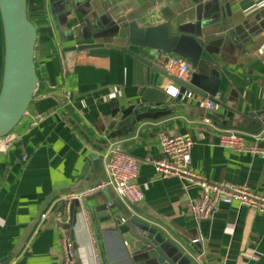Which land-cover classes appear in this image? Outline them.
Masks as SVG:
<instances>
[{
	"label": "crops",
	"instance_id": "0c3cea01",
	"mask_svg": "<svg viewBox=\"0 0 264 264\" xmlns=\"http://www.w3.org/2000/svg\"><path fill=\"white\" fill-rule=\"evenodd\" d=\"M113 1L108 9L103 0H28L29 18L39 28L41 86L11 144L4 145L7 137L0 147V263L63 264L64 231L54 213L67 196L104 181L101 154L116 142L140 164L136 183L144 200L130 206L109 190L102 199L72 206L74 226L65 230L79 264H96L93 239L102 243L103 263L157 264L151 250L136 246L130 221L163 235L191 264H264V215L233 203L197 223L191 205L200 190L160 179L153 164L164 160L160 133L189 134L194 173L264 196V157L219 146L222 132L236 131L248 147L264 148V127L240 117L264 109V0ZM198 7L204 57L221 71L218 100L226 109L211 111L198 96L184 102L170 97L168 87L184 89L143 62H155L149 50L130 48L137 58L104 47L122 46L116 23L135 18L152 27L178 16L194 27ZM4 56L0 18V85ZM103 200L118 203L108 222L98 217Z\"/></svg>",
	"mask_w": 264,
	"mask_h": 264
},
{
	"label": "water",
	"instance_id": "95a60500",
	"mask_svg": "<svg viewBox=\"0 0 264 264\" xmlns=\"http://www.w3.org/2000/svg\"><path fill=\"white\" fill-rule=\"evenodd\" d=\"M104 7L111 9L115 5L113 0H103ZM201 9H197V24H181L180 18L172 17L168 21L152 27L140 26L135 18L122 24H115L116 36L122 40V46H104L107 49L117 48L123 53L139 58L130 48L147 49L154 55L155 62L143 60L146 65L157 73L167 77L178 86L209 102L226 109L218 100L221 71L213 61L204 57V46L200 41L202 37ZM0 18L2 21L5 56L4 73L0 85V142L13 135L15 130L26 118L28 111L35 101V97L41 86L40 75L36 63V52L39 41V28L29 18L28 0H0ZM122 33L120 34V32ZM103 48V47H101ZM174 57H179L189 63L193 72L189 79L182 80L170 75L165 70V65ZM141 60V59H140ZM161 62V63H160ZM245 121L264 127V109L258 112H251L247 115H240ZM84 168V172L86 171ZM101 181L85 188L96 187ZM72 191L63 193L69 195ZM104 192L93 195L86 200H94L103 197ZM72 202V206L76 204ZM118 206L117 201L103 200V205L97 208L98 217L101 222L110 220V210ZM65 202L62 203V209ZM73 212L67 229L74 226ZM123 220V219H122ZM122 222V221H121ZM131 237L137 242L136 246L143 250H151L156 258L157 264H191L182 253L175 248L167 239L145 226H139L130 221ZM73 224V225H72ZM35 226H31L22 236L20 245L13 253L17 256L25 243L28 241ZM156 232V233H155ZM99 249L104 259V249L99 243ZM10 259L0 264H8ZM104 263L106 264L105 260Z\"/></svg>",
	"mask_w": 264,
	"mask_h": 264
},
{
	"label": "built area",
	"instance_id": "2783aa9c",
	"mask_svg": "<svg viewBox=\"0 0 264 264\" xmlns=\"http://www.w3.org/2000/svg\"><path fill=\"white\" fill-rule=\"evenodd\" d=\"M165 70L172 76L179 79H189L193 72L189 63L179 57H174L165 65ZM166 93L176 100L194 101L196 95L187 90L175 87H168ZM208 109L215 110V105L207 103ZM164 160L154 162L156 172L160 179L166 180L177 178L185 187H196L200 190L199 196L191 205V214L198 223L202 220H210L219 207L239 203L261 215H264V196L254 192L248 185L214 184L205 177L194 173L192 170V149L194 142L189 134L169 136L160 133L159 136ZM260 141V137H256ZM6 139V138H5ZM3 139L0 147L11 144L12 137ZM10 139V140H9ZM219 146L222 149L236 153H252L264 157V148L248 147L243 135L236 131H224L219 137ZM101 163L105 173L104 181L96 186L65 198V208L54 213V220L62 229L63 236L60 247L63 256V264H79L77 250L71 238L67 234V226L70 224L72 202L76 201L81 205L93 195L104 191H113L116 197L127 205H136L144 200V194L139 189L136 181L139 176L140 164L137 159L125 153L119 143L109 142L101 154ZM47 214L41 216L45 220ZM125 220H122L124 223ZM66 229V230H65ZM127 245V244H125ZM94 257L96 264H104L99 252V243L93 239Z\"/></svg>",
	"mask_w": 264,
	"mask_h": 264
}]
</instances>
